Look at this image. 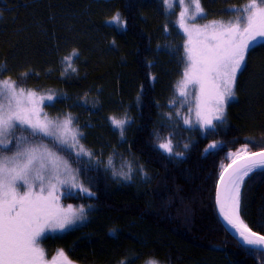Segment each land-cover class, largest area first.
I'll return each instance as SVG.
<instances>
[{"label": "trees", "instance_id": "obj_1", "mask_svg": "<svg viewBox=\"0 0 264 264\" xmlns=\"http://www.w3.org/2000/svg\"><path fill=\"white\" fill-rule=\"evenodd\" d=\"M247 2L200 0L207 19H231ZM185 56L164 0H0V82L51 94V111L86 131L84 145L117 158H74L92 196L64 203L90 210L80 227L47 236L52 250L77 264H264L216 209L230 154L264 151V47L249 51L224 119L208 130L184 123ZM110 115L126 121L122 136ZM167 141L171 153L159 147ZM240 215L264 234V171L244 178Z\"/></svg>", "mask_w": 264, "mask_h": 264}, {"label": "snow or ice", "instance_id": "obj_2", "mask_svg": "<svg viewBox=\"0 0 264 264\" xmlns=\"http://www.w3.org/2000/svg\"><path fill=\"white\" fill-rule=\"evenodd\" d=\"M179 3L180 0H177ZM195 13L203 9L199 0H191ZM180 13V27L187 36L185 44L186 67L178 85L180 96L194 86L196 123L214 129L213 121H222L227 103L233 98L237 74L246 68V56L257 46L264 47V0H248L242 10H233L235 20L213 22L203 29L184 23L185 12ZM195 19V16L190 17ZM109 23L120 24L117 14ZM51 101V95L37 97L31 90L18 88L13 81L0 82V150H9L15 137L11 156H0V264H46L40 242L47 232L63 231L84 218V208H64L59 203L62 186L79 187L78 175L47 144L36 139L48 138L58 151L77 149V155H91L82 145L81 134L73 127L70 116L63 120L41 115V103ZM112 125L123 134L125 120L111 118ZM189 124V119L184 120ZM19 130L20 135L15 136ZM27 131L28 135H24ZM255 147V145H253ZM172 152L171 141L159 144ZM216 145H209L214 148ZM207 151V149H205ZM231 163L220 174L216 193L219 214L233 230L238 242L249 249H261L264 256V234L253 231L240 215V190L244 178L256 170L264 171V151L253 152L245 145L230 154ZM231 169V171H229ZM126 179L131 177L121 173ZM60 264H71L63 251L58 252ZM55 264V262H54ZM148 264H158L149 261Z\"/></svg>", "mask_w": 264, "mask_h": 264}, {"label": "rangeland", "instance_id": "obj_3", "mask_svg": "<svg viewBox=\"0 0 264 264\" xmlns=\"http://www.w3.org/2000/svg\"><path fill=\"white\" fill-rule=\"evenodd\" d=\"M199 2H200V0H199ZM164 3H165V6H166V9H167V12L169 14H172V13L174 14V23H175V26L178 28V31H179L180 35L183 38L184 50H185V44L187 43V36H186V34L184 32V29L180 27V20H181L180 13L182 11H184L185 7H187V11L185 12V16H184V23L189 28H191L192 26H195V27L203 29V27L205 25H210L213 22H224V23H227L230 20H235L236 19V15L235 14H234L233 18H231V19H207L206 16H205L204 11L201 14H196L195 13V5H194V3L191 2V0H180L179 3L177 2V0H164ZM200 6H201V4H200ZM201 8H202V6H201ZM242 8L243 7H241L240 10H242ZM192 16H195V19H191L190 17H192ZM185 55H186V52H185ZM238 74H237V76H238ZM236 80H237V77H236ZM235 84H236V82H235ZM25 90L26 91L31 90V91L35 92L37 94V97H40V96L47 97V96L51 95V94H48V93H44L42 90H38V89H36V90H34V89H25ZM234 90H235V86H234ZM186 93H187V95L184 96V101H185V105H186V107L188 109V113H189V121H190L189 126L195 127V128H200L202 130H208L206 128L201 127L199 124L196 123L195 99H194V97H195V95L198 94V92L194 91V86L190 85L189 88L186 89ZM233 98H234V96H233ZM51 101L45 99L41 103V105H40V107L42 109L41 115L46 114L48 116V118L52 119V120H56V119L63 120L66 116H58V115L54 114L51 111V109L49 107L50 105H52ZM46 103H48V104H47L46 107H44ZM228 103H227V105H228ZM227 105H226V108H227ZM225 112H226V109H225ZM112 117H114V115H110L109 119L111 120ZM224 117H225V113H224ZM72 121H73V119H72ZM218 122H220V121L214 120L213 124L216 125ZM73 127L76 128V126H74V122H73ZM113 129L115 130L114 134L117 137L122 136L120 129H117L114 126H113ZM79 132L81 133L78 136L79 145L83 146L84 145V140L83 139H84V136L86 135V131L82 130V131H79ZM20 134L21 133H20L19 130H17L15 132V136L16 137H18ZM24 135H28V132L25 131ZM7 139H10L12 141V143L9 144V150H0V156H4V155L11 156L13 154V152H14V145L16 143L15 137L10 135V136L7 137ZM117 139H119V138H117ZM36 142L37 143H41L42 142L44 144H47L50 149H52L53 151H57V154L59 156H61L64 160H67L69 166L78 175V184L83 185V187L86 188L89 192H91V191L84 184V182L82 180V177H81V174H80V170L74 164V161H73L74 158H76L77 156H85L86 158L90 159L92 162L93 161H98L100 163H106V164H108L109 166H112V167L115 166L116 163H117V158L115 157L114 154L112 155V152H106V154H104V153L96 154L94 150H91V148L87 146V144L84 145V147H85L84 149L88 153H91L90 156L89 155H84V154L77 155V149L76 148L65 149L63 151H58V148H54L52 143L49 142L48 138H43V140H40L39 138H37ZM76 191H79L82 194L88 195L86 192L81 191L79 187H77V188H69V187H66V186H62L60 188V190H59V193H58L60 205L62 207H64V208H67L69 205H71L74 209L81 208V205H79V204L76 207L72 203H64V198H66L67 196L72 195ZM88 196H92V195H88ZM83 208H84L85 211H84V218L82 220H78L74 225L68 226L63 231L57 230L56 232H47L45 234V236L42 238V240L40 242V247L44 249V252H45L44 259H45L46 264H54V262H55V264H60V260H61V258L58 255V252L61 251L60 248L56 247V248H54L52 250L50 245H45L44 244V241L46 240L47 236L48 235H56V234L66 233V232L71 231V230H73L75 228H78L82 224H84V222H86V214L85 213L90 210V207H83ZM64 254H65V252H64ZM65 255L67 256V254H65ZM68 259L71 261V264H77L74 261H72L69 257H68Z\"/></svg>", "mask_w": 264, "mask_h": 264}, {"label": "water", "instance_id": "obj_4", "mask_svg": "<svg viewBox=\"0 0 264 264\" xmlns=\"http://www.w3.org/2000/svg\"><path fill=\"white\" fill-rule=\"evenodd\" d=\"M229 171H231V169H229ZM220 187H222V185L220 184V180H219V183H218V185H217V190H218V188H220ZM217 190H216V193H217ZM216 208H217V214H218V218H219V220H220V222H221V225L223 226V228L225 229V231L227 232V234L232 238V239H234L238 244H240L239 242H238V239H237V237L235 236V234H234V232H233V230L226 224V222L223 220V218L220 216V214H219V207H218V205H217V203H216ZM241 246H243V247H246V248H248V246H245V245H242V244H240ZM249 249V248H248ZM252 250V249H251ZM254 251H258V252H260V251H262L261 249H255Z\"/></svg>", "mask_w": 264, "mask_h": 264}]
</instances>
